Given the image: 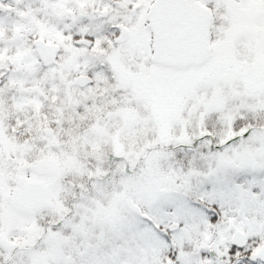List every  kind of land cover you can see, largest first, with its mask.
Instances as JSON below:
<instances>
[{
    "label": "snow or ice",
    "instance_id": "6c2138e0",
    "mask_svg": "<svg viewBox=\"0 0 264 264\" xmlns=\"http://www.w3.org/2000/svg\"><path fill=\"white\" fill-rule=\"evenodd\" d=\"M0 264H264V0H0Z\"/></svg>",
    "mask_w": 264,
    "mask_h": 264
}]
</instances>
